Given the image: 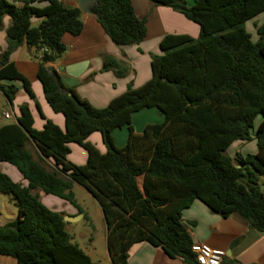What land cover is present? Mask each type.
Listing matches in <instances>:
<instances>
[{
	"label": "trees",
	"instance_id": "trees-1",
	"mask_svg": "<svg viewBox=\"0 0 264 264\" xmlns=\"http://www.w3.org/2000/svg\"><path fill=\"white\" fill-rule=\"evenodd\" d=\"M150 1L197 24L199 37L165 36L161 54L151 55V79L139 88L129 85L106 108L96 109L74 91L72 96L63 92L46 69L66 53L63 37L82 33L80 10L59 0H0V26L5 17L11 19L8 47L0 55V92L12 104L15 83H20L35 99L30 82L10 62L26 45L39 54L38 78L47 103L65 118L64 129L47 121L39 131L29 106L23 105L16 123L0 128V162L16 167L29 183L25 187L0 171V193L18 208L17 218L0 226V256L17 264H94L69 233L65 214L41 199V194L52 195L84 213L75 184L103 212L112 264H128L131 248L141 243L198 264L182 220V212L196 200L222 217L237 214L264 233V23L257 28V43L245 29L264 13V0H195L191 6L185 0ZM93 12L118 46L138 45L146 38V22L136 16L131 0H98ZM35 20H40L38 26ZM104 68L118 76L126 71L111 57ZM153 108L164 122L137 134L133 115ZM122 128L128 139L118 148L113 132ZM97 132L104 154L88 142ZM253 140L255 154H228L235 143ZM70 144L87 152L84 166L68 160ZM46 160L53 162L49 169Z\"/></svg>",
	"mask_w": 264,
	"mask_h": 264
},
{
	"label": "crops",
	"instance_id": "crops-1",
	"mask_svg": "<svg viewBox=\"0 0 264 264\" xmlns=\"http://www.w3.org/2000/svg\"><path fill=\"white\" fill-rule=\"evenodd\" d=\"M59 1L69 9L78 8L80 3V0ZM131 1L136 16L146 22L147 35L144 41L133 46H118L106 34L95 14L88 13L85 16L82 15L84 25L82 33L79 36L65 35L63 43L67 46L66 53L58 61L46 65L47 71L57 78L63 92L70 94L74 91L80 99L87 101L94 108L104 109L112 100L122 95L129 85L139 88L151 79V55L161 54L160 42L165 36L179 35L178 30H172L171 23L181 24L186 29L182 35H190L194 39L199 37L198 29L191 27L190 21L181 13L174 10L171 11L172 9L170 10L168 7L157 6L150 0ZM185 1L188 5L192 3V0ZM96 5L97 2L92 3L88 6V9L93 12ZM40 6L42 7L43 5ZM263 14L258 15L251 21L256 20L257 22L258 18L264 16ZM39 23L40 20H35L33 25L38 26ZM263 23L258 21V24H255L256 31ZM10 24L11 19L5 17L0 26V55L8 47L7 29ZM108 57L118 61L125 68L126 71L123 76H118L116 70H105L104 65ZM10 62L30 82L35 99L29 96L20 83H15V86L18 87V92L12 104L0 92L2 96L0 102L4 110L2 114L0 113V128L7 124L16 123L20 115L19 108L23 105H28L36 130H43L47 121H51L61 129H64V116L54 113L44 97L43 87L38 78L40 70L39 54L35 50L23 45L12 54ZM2 84L8 85L7 82ZM140 112L134 114L132 117V125L137 134H142L144 131L135 128V123L140 122L142 118L146 119L145 117L147 116L148 118L149 115L153 117V121L147 119L143 123L142 127L144 129L148 125L162 124L165 120L159 111L157 113H153V111L151 113ZM5 114H11L12 118H4ZM123 129L126 133H123ZM117 132H113L114 144L116 146V139H120V147L122 148V145L127 142L128 130L122 128ZM95 134L88 139V142L92 143L91 140L99 141L101 139V143L103 144L101 134L97 132L99 137H95L97 136ZM246 147V143H235L231 146V148H235L234 154L231 157L235 158L238 155L245 157L257 152V150L255 151L251 147L247 149ZM28 149L33 153L35 159L38 160L36 148L32 144H29ZM70 150L71 154H74V151L78 153L75 147L70 146ZM98 150L102 154L106 153L104 144ZM80 155V164L72 157H68L69 161L75 165H83V156L81 153ZM45 164L48 167L53 166L51 160H46ZM0 171L10 176L16 183L22 184L25 187L29 184L18 169L8 163L0 162ZM82 189V187L75 184L73 192L78 205L84 210V213H79L76 207L52 195L41 194V199L43 204L49 209L64 213L65 216L76 217L83 214L82 219L75 223H69L68 227V231L76 243H78L80 237H84L83 234L79 233L77 224L84 222L85 215H87L90 219L87 222L94 228L95 237H91L87 247L82 248L78 243L79 246L94 264H112L107 248V227L103 212L93 196L85 189L83 190L90 195V200L94 202V208L91 209L85 200L78 197L75 191ZM6 209V212L0 213V226L15 220L18 216L16 205L15 208L7 205ZM182 220L189 228L194 244L204 243L225 252L222 264H264V233L253 229L250 223L241 216L233 214L227 218L222 217L212 212L203 202L196 200L188 209L182 212ZM98 242L102 246V249L100 248L101 246L98 248ZM0 264H17V261L12 257L0 256ZM128 264L186 263L180 259L170 258L162 248L154 247L149 243H141L131 248Z\"/></svg>",
	"mask_w": 264,
	"mask_h": 264
},
{
	"label": "rangeland",
	"instance_id": "rangeland-1",
	"mask_svg": "<svg viewBox=\"0 0 264 264\" xmlns=\"http://www.w3.org/2000/svg\"><path fill=\"white\" fill-rule=\"evenodd\" d=\"M188 1V0H187ZM195 0H192L191 2V4L190 5H188V6H191L192 4H193V2H194ZM167 8V7H166ZM170 10H171V8H169ZM171 11H173V9L171 10ZM264 15V14H263ZM264 16H262L261 18H258V20H257V22H256V20L255 21H250V22H248V23H246L245 24V29H246V31L250 34V36H251V38H252V41L254 42V43H257L258 42V40H259V36H258V34H257V31H256V29H255V24H258V21H260V22H264V18H263ZM189 21V20H188ZM190 23H191V27H195V28H197L198 29V36H199V33H200V28H199V26L197 25V24H195V23H193V22H191L190 21ZM166 24H168L167 22H166ZM172 24V30H178V33H179V35H182V34H184V32H185V28L180 24V25H178V24H175V23H171ZM188 36H190V35H188ZM190 37H192V36H190ZM193 38V37H192ZM150 69H151V67H150ZM2 100V96L0 95V101ZM4 110L2 109V106H1V102H0V113L2 114V112H3ZM151 111H153V113H157V109H155V108H153V109H145V110H143L142 112H140V113H151ZM139 115H142V114H139ZM146 119H144V118H142V120H140V122H136L135 123V128H137V129H139V130H144V128L142 127L143 126V123L148 119L149 121H153V117H152V115H149L148 116V118H147V116L145 117ZM117 131H120V129H118V130H116L115 132L116 133H118ZM123 131V133H126V131L123 129L122 130ZM95 135H97V136H95V137H99L98 135L99 134H95ZM91 144L93 145V146H95L97 149H101L102 147H103V144L101 143V139L99 140V141H94V140H91ZM121 141H120V139H116V146L117 147H119V148H121L120 147V143ZM247 144V147H246V149L248 148V147H251V148H253V150H257L258 149V147H257V140H253L252 142H248V143H246ZM70 146H72V147H75V149H76V151H78V153L77 152H75L74 151V154H71L70 156H69V158H73L77 163H79L80 164V153L82 154V156H83V165H77V166H84L85 164H86V162H87V152L82 148V147H80V146H78V145H76V144H70L69 145V147ZM123 146H125V143H124V145H122V147ZM234 149L235 148H231L229 151H228V154L230 155V156H232L233 154H234ZM245 152V151H244ZM69 158H68V160H69ZM85 158H86V160H85ZM44 166L46 167V168H50V167H48L46 164H44ZM260 186H261V190L264 192V178H262V180H261V182H260ZM75 193L78 195V197H80V199H82V200H85L86 202H87V204L89 205V207L92 209V208H94V202H93V200H90V195L89 194H87V192L85 191V190H76L75 191ZM11 203V204H10ZM13 201L9 198V196H7V195H5V194H2V193H0V213H2V212H6L7 211V205H9L10 207H12V208H15V205H13ZM3 214V213H2ZM77 229L79 230V233H81V234H83L84 235V237L82 238V237H80L79 239H78V243L82 246V248H84V247H87V244L89 243V240H91V237H95L94 236V228H92L91 227V224L90 223H88L87 222V220L85 219V221L84 222H80L79 224H77ZM101 245H100V243L98 242V248L100 247ZM101 249H102V246L100 247Z\"/></svg>",
	"mask_w": 264,
	"mask_h": 264
},
{
	"label": "built area",
	"instance_id": "built-area-1",
	"mask_svg": "<svg viewBox=\"0 0 264 264\" xmlns=\"http://www.w3.org/2000/svg\"><path fill=\"white\" fill-rule=\"evenodd\" d=\"M4 118L11 119L12 116L5 114ZM192 252L195 254L198 264H222L225 257L223 250L212 248L204 243L193 244Z\"/></svg>",
	"mask_w": 264,
	"mask_h": 264
},
{
	"label": "water",
	"instance_id": "water-1",
	"mask_svg": "<svg viewBox=\"0 0 264 264\" xmlns=\"http://www.w3.org/2000/svg\"><path fill=\"white\" fill-rule=\"evenodd\" d=\"M16 1H19V0H16ZM97 1L98 0H80V3L78 5V9L80 10V12L83 16H85L88 13L94 14V12H92L88 9V6L91 5L92 3L97 2ZM69 96H72V94L70 93ZM82 218H83V214H80L79 216H76V217L65 216L64 221L66 223H75Z\"/></svg>",
	"mask_w": 264,
	"mask_h": 264
}]
</instances>
